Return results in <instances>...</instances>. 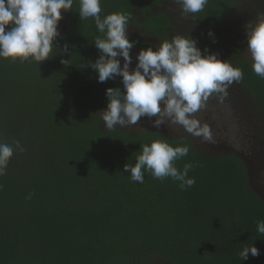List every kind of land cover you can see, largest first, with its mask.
<instances>
[{"label": "trees", "instance_id": "obj_1", "mask_svg": "<svg viewBox=\"0 0 264 264\" xmlns=\"http://www.w3.org/2000/svg\"><path fill=\"white\" fill-rule=\"evenodd\" d=\"M165 4L102 0L101 16L130 17L135 58L184 35L202 54L207 48L242 70L223 101L213 94L196 113L212 129L213 142L179 125L157 128L155 116L104 128L106 89H123L122 77L99 83L88 66L100 55L94 39L103 34L94 19H80L74 0L73 10L62 11L54 41L60 48L67 43L71 57L55 48L41 63L0 58V141L26 148L14 152L0 177V264H264V235L256 231L264 221V79L239 42L246 25L264 13V0H208L188 30ZM132 24L158 40L133 32ZM157 139L189 147L175 166L182 171L193 164L192 187L182 190L172 178L148 172L143 183L133 182L124 172L142 145ZM245 246L260 254L242 260Z\"/></svg>", "mask_w": 264, "mask_h": 264}, {"label": "clouds", "instance_id": "obj_2", "mask_svg": "<svg viewBox=\"0 0 264 264\" xmlns=\"http://www.w3.org/2000/svg\"><path fill=\"white\" fill-rule=\"evenodd\" d=\"M78 2L80 19H94L97 31L103 34L94 39L100 55L88 66L97 73L99 83L122 77L123 89H106L108 103L101 113L104 128L112 131L117 126L138 125L142 116L150 120L155 116L151 123L157 128L162 123L179 125L192 136L213 142L212 129L207 123L201 124L196 113L213 94H218L223 101L229 86L243 79L242 70L228 60L219 59L207 48L204 49L207 54H202L197 41L184 35L163 40L155 48H143L138 53L135 69L130 70V53L136 43L128 36L130 17L122 12L102 17V0ZM171 2L180 5L184 14L200 13L208 4V0ZM73 3L74 0H0V58L41 63L53 56L55 48L71 57L67 43L60 48L54 41L61 35L62 11L73 10ZM207 35L216 42L212 29ZM246 37L253 71L264 79V13L258 15L254 25L250 22L246 25ZM119 57L124 60L123 67ZM67 62L68 59L61 60L64 65ZM141 148L135 165H124V172L130 173L133 182L143 183L144 173L148 172L155 179L172 178L179 182L182 190L195 184V177L188 175L193 167L191 162L186 163L182 171L175 166V161L188 154V146L174 147L166 140L157 139ZM25 151L18 140L13 144L0 141V177L7 174L14 152ZM2 187L0 185V189ZM256 231L264 235V221H258ZM249 253L258 256L260 250L256 246H245L239 256L247 260Z\"/></svg>", "mask_w": 264, "mask_h": 264}, {"label": "flooded vegetation", "instance_id": "obj_3", "mask_svg": "<svg viewBox=\"0 0 264 264\" xmlns=\"http://www.w3.org/2000/svg\"><path fill=\"white\" fill-rule=\"evenodd\" d=\"M165 7H167V8H173V12H172L171 15L173 16V14H174V16H173L174 19H176L175 18V15L176 14L182 15L183 16V20L180 19L178 21L180 23H183L186 28L190 27L191 25L192 26L194 25V17H195V14H184V13H182L181 6L172 3L171 0H166ZM153 8L158 9L159 7H158V5L155 4V5H153ZM175 22H176V20H175ZM130 28H131V30L133 32L134 31L135 32H140L145 37V39L152 40V41L158 40L157 38H153V37L149 36L147 33H145V31L143 29L136 28L133 24L130 25Z\"/></svg>", "mask_w": 264, "mask_h": 264}, {"label": "rangeland", "instance_id": "obj_4", "mask_svg": "<svg viewBox=\"0 0 264 264\" xmlns=\"http://www.w3.org/2000/svg\"><path fill=\"white\" fill-rule=\"evenodd\" d=\"M173 16H174V14H173ZM175 18H176L175 20H176V24H177L178 27H181L182 29L188 30L189 27L188 28H185V25L183 23H180L178 21L180 19L183 20V16L182 15L176 14L175 15ZM239 42H240V44H242L243 51L246 52L248 56H250V53L246 49L247 48V37H246V33H244L243 35L241 34L239 36ZM250 58H251V56H250ZM123 63H124V60H123ZM137 63H138V59H137V57L135 58V55H133L132 56V61H131V64H130V70H134L135 67H136V65H137ZM163 129H165L167 131H173L174 130V125H172V124H165L163 126Z\"/></svg>", "mask_w": 264, "mask_h": 264}]
</instances>
